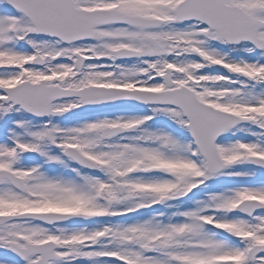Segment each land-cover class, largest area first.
Segmentation results:
<instances>
[{
    "label": "snow or ice",
    "instance_id": "1",
    "mask_svg": "<svg viewBox=\"0 0 264 264\" xmlns=\"http://www.w3.org/2000/svg\"><path fill=\"white\" fill-rule=\"evenodd\" d=\"M0 264H264V0H0Z\"/></svg>",
    "mask_w": 264,
    "mask_h": 264
}]
</instances>
